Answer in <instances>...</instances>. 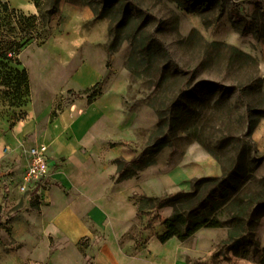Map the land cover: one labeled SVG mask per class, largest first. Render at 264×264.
Here are the masks:
<instances>
[{"label":"crops","instance_id":"0c3cea01","mask_svg":"<svg viewBox=\"0 0 264 264\" xmlns=\"http://www.w3.org/2000/svg\"><path fill=\"white\" fill-rule=\"evenodd\" d=\"M48 27L47 39L22 51L21 67L43 93L53 99L68 97V102L53 116L54 101L43 102L42 114L0 137V153L6 144L16 148L14 159L23 165L18 182L8 187L0 215V231L7 236L0 244V264L204 261L227 230L201 228L187 239L171 237L162 242L159 236L166 232L162 221L170 207L164 213L160 210L150 224L151 217L142 215L135 239L122 237L137 223L138 207L131 200L135 190L149 197L189 190L194 177L221 176L220 164L194 139L179 135L173 146L156 155L155 164L118 182L120 171L142 150L141 131L157 127V113L149 104L151 93L131 77L124 46L108 52L107 21L98 19L89 5L61 0ZM255 55L264 78V41ZM42 118L48 121L38 131ZM253 138L264 149V118ZM23 141L29 147L48 146L50 176L40 185V195L18 187L28 165L18 147ZM256 228V239L264 247V217ZM218 264L260 263L232 257Z\"/></svg>","mask_w":264,"mask_h":264},{"label":"trees","instance_id":"16d2710c","mask_svg":"<svg viewBox=\"0 0 264 264\" xmlns=\"http://www.w3.org/2000/svg\"><path fill=\"white\" fill-rule=\"evenodd\" d=\"M32 1L39 18H43L48 27L61 0ZM172 1L178 5L190 1V10L200 13L208 4L216 2ZM69 2L89 5L98 19L107 17L88 2ZM122 4L126 11L122 20L109 18L110 37L106 48L109 53L116 52L124 40L130 41L132 48L126 68L134 80L142 76L150 78L155 91L149 104L157 113L158 124L156 129L141 131L144 136L149 134L148 145L120 171L118 181L134 177L140 170L155 164L156 155L163 148L174 145L180 134L194 139L217 160L222 175L194 177L189 190H180L165 198L141 195L136 200L137 214H148L150 224L159 217L161 209L171 207V213L162 221L166 231L159 236L162 242L171 237L187 239L201 228H225L227 236L221 242L223 251L219 253L222 259L241 257L264 264V247L255 236L256 227L264 217V178L255 174L264 160V153H259L252 138L253 131L264 118V81L258 73L257 61L241 67L227 57L216 58L202 44L190 43L189 49L197 54L191 63L180 66L165 41L149 28L148 17L145 20L143 15H139V20L131 18L128 0H123ZM0 6L5 19L8 18L7 23L11 24L14 19L17 24H24L27 33L37 21L36 14L10 9L7 2L0 0ZM235 17L241 16L236 13ZM242 24L234 22L239 32H248L250 25ZM122 26L129 28L126 35L121 31ZM34 37L33 31H29L25 38L11 41L8 50H0V85L13 92L9 101L12 106L21 105L29 82V74L16 55ZM235 92L234 99L232 93ZM193 264L205 262L196 260Z\"/></svg>","mask_w":264,"mask_h":264},{"label":"rangeland","instance_id":"374dc122","mask_svg":"<svg viewBox=\"0 0 264 264\" xmlns=\"http://www.w3.org/2000/svg\"><path fill=\"white\" fill-rule=\"evenodd\" d=\"M3 1L7 2L10 7H16L24 14L31 15V13L36 11V7L32 0ZM78 1L88 2L100 12L102 11L107 14V17H105L107 24H109L110 17L116 18V21L122 20L126 12L125 5L122 4L123 0ZM128 2L131 18L133 17L139 20V15H143L145 20L147 16L149 28H151L159 38L165 41L172 54H174L175 59L179 61L180 66H186L191 63L195 54H197L191 52L188 44H202L204 47H208L216 58L227 57L229 61L241 67L249 66L253 60H256L259 69L258 73L262 78L261 67H259L260 59L259 56L257 57L255 55V52L258 46L264 41V0H216V2L208 4L203 13L191 11L190 1L185 2L183 5H178L172 0H128ZM43 13H45V11H43ZM236 13L240 14L241 17L236 18ZM34 14L38 16L37 21L28 29H30L29 31H33L35 37L28 41L26 47L29 44L39 45L50 35V28L45 26L43 18H39L40 14L38 11ZM5 16V13H3L0 8V50H8L11 41L15 39L20 40L29 34V31L28 33L24 31V24H17L14 19L11 24H8V18L5 19ZM235 20L236 23L240 25L242 23H248L250 25V30L246 33L239 32L234 26ZM128 30V26L121 27L123 35H126ZM122 46L129 51V55L132 48L130 41L124 40ZM25 48L20 50L16 55V58H18L20 62H22L20 54ZM131 77L133 78V76ZM262 79L264 81V78ZM136 81H139L148 88L151 96L153 95V90L155 91V88H152L148 76L137 78ZM27 87V91L25 90L22 96L21 105L12 106L9 101L13 92L6 90L8 88L0 85V137L14 131L19 123L30 121L35 119V116L42 114L43 102L50 103L54 101L55 108L51 111L52 116L68 102V97L53 99L52 96L46 95L42 92L41 88L33 85L30 77ZM236 96L237 92L232 93L234 99ZM241 110H243V108H241ZM47 121L48 118L39 120L38 131L44 128ZM148 136L149 134L140 136L141 139H139V143L142 149L146 148L148 145ZM253 140L255 139L253 138ZM255 143L258 148V141L255 140ZM18 147L21 148V154L24 155H26L25 150L30 148L26 146L24 141L21 142ZM16 150V148L6 144L3 145L2 152L0 153V215H2L6 208L3 203L8 196V187L18 182L20 177L18 176L19 168L23 167L21 160L18 161L14 159ZM258 150L260 154L264 153V149L258 148ZM255 174L259 178H264V160L256 169ZM126 179L128 178H125V180ZM177 193L178 192L167 193L160 198L172 196ZM141 195L149 196L147 193L139 194L136 190L135 193L131 194V200L135 205H137L136 200H138ZM167 208L168 206H165L161 211L164 213ZM136 217L138 218L135 227L128 235L122 237L124 241L130 238L135 239L138 235V224L142 222L144 217L138 214H136ZM1 225H3V223L0 221V227ZM223 240L216 243L210 255L205 258V264H218L220 260H222V256H220L219 253L223 251L221 244ZM4 241H7V236L5 232L3 233L0 231V244ZM1 257L2 252L0 250V258Z\"/></svg>","mask_w":264,"mask_h":264},{"label":"built area","instance_id":"2783aa9c","mask_svg":"<svg viewBox=\"0 0 264 264\" xmlns=\"http://www.w3.org/2000/svg\"><path fill=\"white\" fill-rule=\"evenodd\" d=\"M47 149V145L40 144L25 150L28 165L18 186L20 191L25 193L33 189L37 194H41L40 185L50 176V160L47 156Z\"/></svg>","mask_w":264,"mask_h":264}]
</instances>
